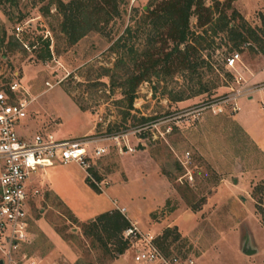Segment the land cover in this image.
I'll list each match as a JSON object with an SVG mask.
<instances>
[{
  "label": "rangeland",
  "instance_id": "374dc122",
  "mask_svg": "<svg viewBox=\"0 0 264 264\" xmlns=\"http://www.w3.org/2000/svg\"><path fill=\"white\" fill-rule=\"evenodd\" d=\"M154 3L0 0V87L13 80L26 92L28 104L18 135L100 139L87 152L105 149L101 157L87 160L93 182L69 163L36 172L26 184L56 183L80 212L123 209L125 218L152 236L165 256L190 258L194 264H264V91L238 99L246 92L249 73L264 75V5L255 8L256 0H233L231 5L257 43L233 48L226 33L202 35L201 49L190 59L197 67L151 76L136 88L128 109L112 80L130 69L118 62H126L127 50L146 44L148 28L138 27ZM70 16L85 30L73 44L62 30L70 29ZM194 24L190 17V31L200 34ZM119 37L123 47L110 49ZM38 38L49 41L47 61L37 59ZM170 47L168 43L166 52ZM231 53L239 55L238 61L224 68ZM37 191L28 193L26 213L34 240L21 248L24 253L41 256L49 248L34 224L42 218L72 248L73 264H133L125 251L115 256V238L108 239L100 229L97 236H86L89 225ZM54 264L69 263L58 259Z\"/></svg>",
  "mask_w": 264,
  "mask_h": 264
},
{
  "label": "built area",
  "instance_id": "2783aa9c",
  "mask_svg": "<svg viewBox=\"0 0 264 264\" xmlns=\"http://www.w3.org/2000/svg\"><path fill=\"white\" fill-rule=\"evenodd\" d=\"M238 58L237 53L231 54L225 60L224 68H233ZM260 89H264V84ZM25 93L13 80L5 89L0 87L1 264H22L29 260L26 253L21 250L29 243L26 213L29 200L26 182L29 177L37 170H43L55 163L60 165L74 163L83 170L86 179L93 182L87 172L89 169L87 160L92 155L99 158L105 153L102 147H95L91 155L87 152L86 147L101 143L103 140L100 139L61 140L49 134H33L27 138L19 136L17 128L27 116L28 104L23 98ZM260 111L264 115V105L260 106ZM35 193L36 191L33 192ZM116 211L128 223L121 233V238L126 243L125 253H129L133 264H194L190 258L162 254L152 236L140 232L135 223L125 218L123 209Z\"/></svg>",
  "mask_w": 264,
  "mask_h": 264
},
{
  "label": "trees",
  "instance_id": "16d2710c",
  "mask_svg": "<svg viewBox=\"0 0 264 264\" xmlns=\"http://www.w3.org/2000/svg\"><path fill=\"white\" fill-rule=\"evenodd\" d=\"M233 0H156L152 8H147L141 18L139 27L142 31L148 28L146 44L141 50H127L128 58L126 63L130 66V72L125 73L123 78L112 80L122 91L127 100L128 109L135 98L136 88L143 82H147L152 77H158L159 73L169 71H193L197 64H192L190 59L196 55L203 44V36L206 33L217 35L226 33L233 42V48H239L248 41L257 43V38L252 28L245 26L243 19L232 8ZM229 12V14H226ZM195 18V28L200 30V34L190 31L189 18ZM70 29H62L69 36L70 43H75L85 35V30L74 24L72 16L68 18ZM241 22L239 26H234L233 21ZM87 31V30H86ZM130 28H125L124 33L130 35ZM4 32L0 30V47L3 43ZM123 38L119 37L110 47L120 48ZM170 43L171 47L166 52L165 47ZM41 46L37 56L39 61L50 59L49 41L47 38H38ZM14 45V44H13ZM32 45H29V47ZM158 46V48H155ZM181 47V48H180ZM264 54V51L261 50ZM234 54V53H231ZM229 54L227 58L231 55ZM161 55V57H160ZM223 62V67L225 60ZM86 184L97 191L94 185L85 180ZM90 226L89 233L96 235V230L100 229L107 235V238H115L118 248L115 256L122 255L126 249V243L122 241L121 233L128 226L127 221L117 211L103 213L93 220L85 223ZM94 232V233H93ZM97 238V237H96ZM99 241V237L97 238ZM100 242V241H99ZM105 248L106 244L100 242ZM106 253H108L106 251ZM109 255V254H108Z\"/></svg>",
  "mask_w": 264,
  "mask_h": 264
},
{
  "label": "crops",
  "instance_id": "0c3cea01",
  "mask_svg": "<svg viewBox=\"0 0 264 264\" xmlns=\"http://www.w3.org/2000/svg\"><path fill=\"white\" fill-rule=\"evenodd\" d=\"M238 1L240 2V0H238ZM260 3L262 5H264V0H256L255 8ZM242 13H244V12H242ZM244 80H245V84L247 85L246 92L243 93L244 95L239 97L238 99L244 98V97L249 96V95H253L256 92L258 93V92L264 91V89H260V86L264 84V75L261 73V71L249 73V75L247 77H245ZM257 88H259V89H257ZM238 99L236 100V102L234 104L235 108H236V112L234 113L232 118L235 117V115L237 113ZM261 105H264V103H261ZM260 115L264 116L261 113V111H260ZM262 123H263V126H262L263 131H264V121ZM23 124H24V121L20 126H22ZM18 128H17V130H18ZM56 139H61V138H56ZM250 139L253 142L256 141L252 137ZM61 140H69V139H61ZM56 165H60V164L55 163L48 168H45L43 170H37L36 172H43L44 170L47 171L49 169L54 168ZM36 172L34 174H36ZM35 181H37V180H34V183H31V184H29L30 186H27L29 193L34 195L33 192L34 191L38 192L37 190H39L40 193H47L49 198H52L53 200L56 199L58 201V203H60L63 207L65 206L64 208L68 211V213L72 216V218L80 224H85V223L93 220L95 217L99 216L100 214L109 213V212L113 211L112 207L108 208L104 211L100 210V208L98 207L96 210H100V211L94 210V211L85 212V213L80 212L77 209L76 204L73 201V198L70 195L64 193L65 191L61 190L60 187L56 185V183L53 182L51 184V183L46 182V181H38L36 183ZM105 199H107L108 202L110 201V199L108 197H106ZM109 203L111 205H113L111 202H109ZM128 220L133 221L134 219L128 218ZM34 224L36 226L37 232L48 243L49 248L41 256H38L35 254L31 255V253H30V255H27V253H26L29 260L27 262H23L22 264H28L29 262H31L32 264H54L55 261L58 259H61L63 262L65 261L66 263H69V264H73L75 262L76 257H75V254H74L72 248H70V246H68L67 244L62 242L60 237L54 232L52 227L46 221H44L42 218H38L34 221ZM28 232H29V222H28ZM28 239H29V243H31V241L34 240V236L30 232L28 234Z\"/></svg>",
  "mask_w": 264,
  "mask_h": 264
},
{
  "label": "water",
  "instance_id": "95a60500",
  "mask_svg": "<svg viewBox=\"0 0 264 264\" xmlns=\"http://www.w3.org/2000/svg\"><path fill=\"white\" fill-rule=\"evenodd\" d=\"M250 254H252V252H248V253H247V255H250ZM0 264H1V262H0Z\"/></svg>",
  "mask_w": 264,
  "mask_h": 264
}]
</instances>
